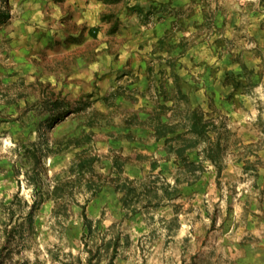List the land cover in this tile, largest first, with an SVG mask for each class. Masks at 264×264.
Masks as SVG:
<instances>
[{"label": "rangeland", "instance_id": "rangeland-1", "mask_svg": "<svg viewBox=\"0 0 264 264\" xmlns=\"http://www.w3.org/2000/svg\"><path fill=\"white\" fill-rule=\"evenodd\" d=\"M62 1L0 0V264H264V0Z\"/></svg>", "mask_w": 264, "mask_h": 264}, {"label": "crops", "instance_id": "crops-1", "mask_svg": "<svg viewBox=\"0 0 264 264\" xmlns=\"http://www.w3.org/2000/svg\"><path fill=\"white\" fill-rule=\"evenodd\" d=\"M46 1H48V2H50V0H46ZM66 2H67V0H63L62 1V3L65 5L66 4ZM51 4V2L49 3V5ZM92 5V4H91ZM47 11V10H46ZM64 14H65V12H64ZM62 15V13H60V16ZM33 18H37L38 17V14L36 13L35 15H33L32 16ZM45 16L44 15H42L41 17L39 16L38 18H44ZM46 24L48 23V21L47 22H45Z\"/></svg>", "mask_w": 264, "mask_h": 264}]
</instances>
